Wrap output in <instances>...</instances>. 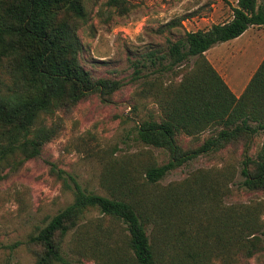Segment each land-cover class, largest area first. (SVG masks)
<instances>
[{
  "label": "trees",
  "instance_id": "16d2710c",
  "mask_svg": "<svg viewBox=\"0 0 264 264\" xmlns=\"http://www.w3.org/2000/svg\"><path fill=\"white\" fill-rule=\"evenodd\" d=\"M99 1L0 0V184L58 137L61 122L48 124L50 119L93 94L108 102L120 88L95 79L81 64L79 31L88 23L89 5ZM254 27H264V0H238L230 21L185 32L160 55L143 59V68L159 66L158 72L172 79L142 86L158 114L138 123L137 139L168 152L169 162L128 157L110 170L113 182L107 187H114L107 195L87 190L51 164V174L74 198L29 237L34 264H75L64 248L71 235L78 237L77 264H83L81 258L95 264H250L264 251L263 205L224 204L235 169L197 171L162 185L188 162L240 145L243 187L264 192V141L251 155L254 139L264 134V60L237 97L207 58L216 45ZM205 134L196 149L178 143L181 135L199 141ZM95 212L99 217L89 219Z\"/></svg>",
  "mask_w": 264,
  "mask_h": 264
},
{
  "label": "rangeland",
  "instance_id": "374dc122",
  "mask_svg": "<svg viewBox=\"0 0 264 264\" xmlns=\"http://www.w3.org/2000/svg\"><path fill=\"white\" fill-rule=\"evenodd\" d=\"M107 1L88 7V23L79 31L81 64L95 79L117 82L120 88L108 102L101 94H93L71 112H59L50 119L48 124L61 122L58 137L44 147L39 158L29 160L0 184V264H34L29 237L73 202L72 192L51 174V164L77 178L87 190L107 195L114 187H107L113 182L110 170L115 172L128 157L151 156L158 164L169 162L168 152L146 147L137 139L138 123L158 114V105L141 92L142 86L146 81L172 79L162 76L159 66L146 63L143 68V59L152 52L160 55L185 32L205 31L230 21L238 0H122L119 8L109 7ZM173 22L182 25L169 27ZM207 58L240 97L264 60V28L254 27L234 41L216 45ZM207 137L196 141L181 135L178 143L192 150ZM263 141L264 134L254 139L252 156ZM241 167L242 147L229 146L188 162L170 173L162 185L183 181L197 171L235 169L232 192L223 197L224 204L264 207V192L243 187ZM98 217L96 212L88 215L89 219ZM77 242L78 237L71 235L64 247L75 264L80 258L75 253ZM81 259L83 264H95L89 258ZM250 264H264V251Z\"/></svg>",
  "mask_w": 264,
  "mask_h": 264
},
{
  "label": "crops",
  "instance_id": "0c3cea01",
  "mask_svg": "<svg viewBox=\"0 0 264 264\" xmlns=\"http://www.w3.org/2000/svg\"><path fill=\"white\" fill-rule=\"evenodd\" d=\"M261 28H262V27H261ZM263 28H264V27H263ZM251 29H252V28H250L249 30H251ZM249 30H248L247 32H249ZM247 32H246V33H247ZM246 33H245V34H246ZM209 53H210V51H209L207 54H209ZM208 59H209V58H208ZM234 94H235V93H234ZM235 95H236V94H235ZM236 96L239 97L238 95H236Z\"/></svg>",
  "mask_w": 264,
  "mask_h": 264
}]
</instances>
